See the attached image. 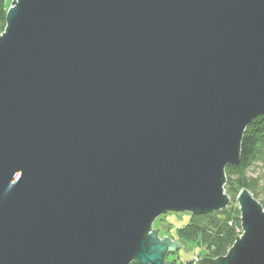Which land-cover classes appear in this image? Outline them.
I'll return each mask as SVG.
<instances>
[{
  "label": "water",
  "instance_id": "1",
  "mask_svg": "<svg viewBox=\"0 0 264 264\" xmlns=\"http://www.w3.org/2000/svg\"><path fill=\"white\" fill-rule=\"evenodd\" d=\"M264 114V0H13L0 36V264H169L166 213L230 203ZM225 257L264 264L248 190Z\"/></svg>",
  "mask_w": 264,
  "mask_h": 264
},
{
  "label": "trees",
  "instance_id": "2",
  "mask_svg": "<svg viewBox=\"0 0 264 264\" xmlns=\"http://www.w3.org/2000/svg\"><path fill=\"white\" fill-rule=\"evenodd\" d=\"M9 1L0 0V35L7 28ZM256 164L264 167V114L255 119L244 133L240 163L226 167L225 192L231 203L219 212L190 214L188 224L176 230V240L196 246L199 248L196 254L202 253L203 258L213 260L226 256L243 229L238 205L241 192L248 190L264 208V184L261 185L260 178L248 175V171Z\"/></svg>",
  "mask_w": 264,
  "mask_h": 264
},
{
  "label": "rangeland",
  "instance_id": "3",
  "mask_svg": "<svg viewBox=\"0 0 264 264\" xmlns=\"http://www.w3.org/2000/svg\"><path fill=\"white\" fill-rule=\"evenodd\" d=\"M12 1L13 0H10L8 3V10L11 9ZM248 175L253 178H260L261 185L264 184V167L261 164L254 165L248 171ZM189 221V213L168 212L155 220L153 224V229L158 231L161 240H164V238L167 237L173 240L174 242L180 243L176 240V230L183 228L185 225L188 224ZM181 244L182 246L180 248H177L175 251L169 252L170 254H168V256L166 257L165 262H168L169 264H186L188 262H191V264H198L199 260H201V257L203 255L202 253L200 254V252L199 255L196 254L199 248H196V246H191L190 244H183V242H181Z\"/></svg>",
  "mask_w": 264,
  "mask_h": 264
},
{
  "label": "bare ground",
  "instance_id": "4",
  "mask_svg": "<svg viewBox=\"0 0 264 264\" xmlns=\"http://www.w3.org/2000/svg\"><path fill=\"white\" fill-rule=\"evenodd\" d=\"M257 119V118H256ZM254 121V120H253ZM226 170V169H225ZM226 193V192H225ZM229 205V204H228ZM238 205H239V203H238ZM228 207V206H227ZM226 209V208H225ZM239 210H240V206H239ZM241 227H242V222H241ZM243 234H244V230L242 229V231H241V234L238 236V237H242L243 236ZM238 239V238H237ZM201 257V256H200ZM225 257V256H224ZM203 258L201 257V260H202ZM205 259V258H204ZM210 259H212V258H210ZM216 259H218V258H215V259H213V260H216ZM200 261V260H199Z\"/></svg>",
  "mask_w": 264,
  "mask_h": 264
}]
</instances>
